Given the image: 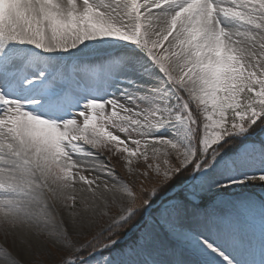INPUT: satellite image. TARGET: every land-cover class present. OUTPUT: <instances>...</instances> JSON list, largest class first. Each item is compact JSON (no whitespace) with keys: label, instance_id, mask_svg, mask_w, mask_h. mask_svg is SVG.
Here are the masks:
<instances>
[{"label":"snow or ice","instance_id":"6c2138e0","mask_svg":"<svg viewBox=\"0 0 264 264\" xmlns=\"http://www.w3.org/2000/svg\"><path fill=\"white\" fill-rule=\"evenodd\" d=\"M255 160L264 0H0V264H264V200L257 262L256 201L224 199L264 182L236 178ZM77 192L91 219L74 230L109 219L79 246L56 215ZM45 233L58 258L35 257Z\"/></svg>","mask_w":264,"mask_h":264},{"label":"rangeland","instance_id":"374dc122","mask_svg":"<svg viewBox=\"0 0 264 264\" xmlns=\"http://www.w3.org/2000/svg\"><path fill=\"white\" fill-rule=\"evenodd\" d=\"M108 2H111V0H108ZM81 73L84 76V79L90 74L93 73H102L100 67H99V58L98 57H91L88 58L84 66L80 69ZM106 91H113L110 89H106ZM89 93H85V95H88ZM93 95V94H91ZM123 102V101H121ZM206 114L203 113V111L200 112L198 116V123L202 124L204 116ZM198 131L202 134V127L198 129ZM166 138H170V136L166 135ZM253 139L258 140L259 136L253 137ZM97 151L102 152V155L99 157V162L104 163L105 165L110 164L115 169V175L127 177L128 180H131L132 182H136L135 176H130L126 170L125 165L126 161H124L122 158L118 159L119 153H113L104 149H98ZM104 157H110V160H105ZM261 172H264V163H262L260 160H255L252 163H250L249 166L240 169V172L235 174L236 178H242V174L246 173L249 176H259ZM88 174V173H85ZM107 178V177H105ZM152 180H155V177H152ZM113 181H110L112 183ZM150 186V185H147ZM77 195V202L75 203V207L73 209H68L64 207L57 206V212L56 215L63 221V227L68 230V235L70 238L78 242L79 244L84 243L85 241L91 239V237L101 231L108 223L109 219L104 218H96V223L89 228L88 226L79 227V230H74L77 226L82 224L84 221H87L91 219L89 215L85 212V203L86 200L83 198L82 194L79 192L76 193ZM246 197H251L254 199L257 203V211L255 213V216L253 218H247L245 223L242 225V227L245 228L246 231H249V228H246V225H251L254 228L253 237L255 238L253 248L249 253H246L245 255H251V253H258V255L261 254V218L259 214V202L261 200H264V182L259 181H249L245 184H233L230 185L227 189V194L224 196V199H231V200H241ZM70 213H75L77 215L72 216ZM3 233L0 232V236H2ZM131 234H129L130 236ZM251 235V234H250ZM129 239L128 236L124 237V241L127 242ZM8 243H12L11 237L8 239ZM35 257L37 259H48V258H58V256L61 254L58 252V249L55 247L53 241L48 238L47 234L41 236V238L36 242L35 245ZM236 255V253H234ZM233 254V255H234ZM219 259H217V262Z\"/></svg>","mask_w":264,"mask_h":264},{"label":"bare ground","instance_id":"6f19581e","mask_svg":"<svg viewBox=\"0 0 264 264\" xmlns=\"http://www.w3.org/2000/svg\"><path fill=\"white\" fill-rule=\"evenodd\" d=\"M108 0H105V2L107 3ZM78 3H80V0H77ZM91 2V0H90ZM246 228H249L250 230L248 231L249 234H251L253 241H255L256 237H253V233L254 232V228L251 225H246ZM234 254V253H233ZM235 255V254H234ZM248 258H254L257 262H259L260 258H261V254L258 255V253H251V255L248 256ZM217 264H220V261L217 262Z\"/></svg>","mask_w":264,"mask_h":264}]
</instances>
